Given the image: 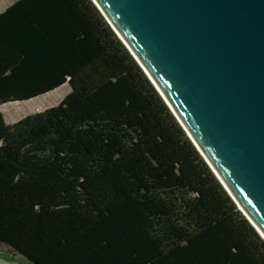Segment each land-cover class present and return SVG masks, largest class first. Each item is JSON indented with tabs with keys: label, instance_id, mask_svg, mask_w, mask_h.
<instances>
[{
	"label": "trees",
	"instance_id": "16d2710c",
	"mask_svg": "<svg viewBox=\"0 0 264 264\" xmlns=\"http://www.w3.org/2000/svg\"><path fill=\"white\" fill-rule=\"evenodd\" d=\"M0 256L23 264H264L239 208L94 0L0 12Z\"/></svg>",
	"mask_w": 264,
	"mask_h": 264
},
{
	"label": "water",
	"instance_id": "95a60500",
	"mask_svg": "<svg viewBox=\"0 0 264 264\" xmlns=\"http://www.w3.org/2000/svg\"><path fill=\"white\" fill-rule=\"evenodd\" d=\"M94 2L264 238V0Z\"/></svg>",
	"mask_w": 264,
	"mask_h": 264
},
{
	"label": "rangeland",
	"instance_id": "374dc122",
	"mask_svg": "<svg viewBox=\"0 0 264 264\" xmlns=\"http://www.w3.org/2000/svg\"><path fill=\"white\" fill-rule=\"evenodd\" d=\"M12 2L13 0H0V12L5 10ZM71 89L70 83L67 82L54 91L30 100L0 104V112L5 115L9 123L16 122L25 116L58 106L71 92ZM6 247V245L0 243V250Z\"/></svg>",
	"mask_w": 264,
	"mask_h": 264
},
{
	"label": "crops",
	"instance_id": "0c3cea01",
	"mask_svg": "<svg viewBox=\"0 0 264 264\" xmlns=\"http://www.w3.org/2000/svg\"><path fill=\"white\" fill-rule=\"evenodd\" d=\"M14 1H15V0H13V2H14ZM13 2H12V3H13ZM12 3H11V4H12ZM11 4H10V5H11ZM3 11H4V10H3ZM1 12H2V11H1ZM5 118H6V117H5ZM6 121H7V119H6ZM7 122H8V121H7ZM8 123H9V122H8ZM12 123H13V122H12Z\"/></svg>",
	"mask_w": 264,
	"mask_h": 264
}]
</instances>
